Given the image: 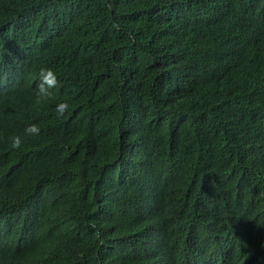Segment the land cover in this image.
<instances>
[{"label": "trees", "instance_id": "obj_1", "mask_svg": "<svg viewBox=\"0 0 264 264\" xmlns=\"http://www.w3.org/2000/svg\"><path fill=\"white\" fill-rule=\"evenodd\" d=\"M0 264H264V0H0Z\"/></svg>", "mask_w": 264, "mask_h": 264}, {"label": "clouds", "instance_id": "obj_2", "mask_svg": "<svg viewBox=\"0 0 264 264\" xmlns=\"http://www.w3.org/2000/svg\"><path fill=\"white\" fill-rule=\"evenodd\" d=\"M57 77L51 69L42 68L40 70V82L38 84L37 99L47 98L51 95V91L57 86ZM69 109V105L66 102H60L56 105L55 114L58 118H62L66 111ZM29 134H39L40 129L37 125L32 124L25 130ZM21 145V138L19 136L13 137L11 141V147L19 148Z\"/></svg>", "mask_w": 264, "mask_h": 264}]
</instances>
